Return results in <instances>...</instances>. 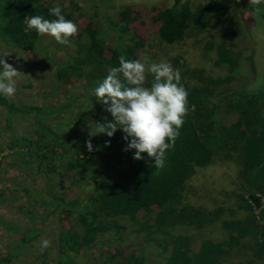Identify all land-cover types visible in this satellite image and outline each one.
Returning a JSON list of instances; mask_svg holds the SVG:
<instances>
[{
	"label": "rangeland",
	"instance_id": "rangeland-1",
	"mask_svg": "<svg viewBox=\"0 0 264 264\" xmlns=\"http://www.w3.org/2000/svg\"><path fill=\"white\" fill-rule=\"evenodd\" d=\"M178 1L182 7L174 15L172 26L161 28L162 11ZM209 1L102 0L99 9L113 23H118L121 14L125 16L129 29L126 35H134L133 39H123L124 47L129 49V60L147 55L150 62H168L183 73V83L196 86L201 81L192 71L201 69L203 75L211 77L231 74L233 78L218 86L214 93L257 89L264 76V19L252 10L250 0H214L226 6L228 12L232 11L233 21L218 20L213 15L202 17L204 19L193 16L197 5L210 4ZM96 2L98 0H53L55 6L67 11H70L69 4L72 5L71 20L77 24L78 34L69 38V45H61L49 35H39L35 42L37 48L26 50L0 39V59L9 54L5 60L22 72L16 78L14 98L9 100L0 95V259L3 264H56L59 230L63 227L81 233L83 226L78 213L93 208L90 205L92 185L87 180H77L89 174L101 160V156L96 155L84 161L88 156L87 141L80 137L85 126L92 123L98 103L93 92L95 87L90 88L86 85L88 81L80 76L91 65H79L80 74L75 77L71 74L58 78L57 71L78 63L77 56L87 57L89 61L88 55L90 59L103 60L99 65L104 76L108 75L109 68L119 66V60L117 65L107 61L108 50L94 39L104 36V40L101 39L104 46L115 41L114 33L103 21L104 25L97 19L96 27L90 24ZM192 16L195 21L189 22ZM232 30L236 32H229ZM221 39L227 42L238 60V67L233 71L226 64L217 63L213 48L205 47L206 41L218 43ZM89 46L92 49L85 52ZM190 70L194 80L188 77ZM34 108L40 111L39 115L31 111ZM232 120L233 117L226 119L227 122ZM36 121L57 138L51 145L54 150L50 151L48 146L42 153L46 154L45 158H40L39 152L28 144L35 134ZM116 176L113 171H101L99 178ZM47 183L53 195L71 205L60 209L45 193ZM249 194L250 190L239 176L236 160L215 159L195 168L185 181L177 203L210 212L206 225L199 228L179 224L172 230L159 226L148 231L126 216L105 218L110 224H119V239L71 255L75 264H138V260L127 262V258L133 255L138 259L144 253L146 264H164V258L176 248L183 247L188 254L195 255L200 240L210 238L214 243L229 244L217 264H262L250 237L234 241L231 236L230 226L245 215L241 203ZM34 227L37 233L21 244V235ZM113 229L111 226V231ZM43 239L51 240V246L41 251Z\"/></svg>",
	"mask_w": 264,
	"mask_h": 264
},
{
	"label": "trees",
	"instance_id": "trees-1",
	"mask_svg": "<svg viewBox=\"0 0 264 264\" xmlns=\"http://www.w3.org/2000/svg\"><path fill=\"white\" fill-rule=\"evenodd\" d=\"M209 3L197 5L195 11H192L193 16L204 19L202 17L213 15L218 20H235V15L232 11L228 12L226 6L214 0H210ZM102 4V0L94 4L93 17L89 20L92 27L97 26V19L101 20V24L104 22L106 28L114 33L115 41L111 45L102 44L104 41L101 42V39L104 36H95L94 39L97 40L99 46L103 45L102 48L108 50L110 58L107 61L117 65V60L121 55H125L128 59L129 49L124 47L123 39L126 37L133 39L134 35L131 33L126 35L129 29L126 28L124 15H120L118 23H113L102 15L99 9ZM69 6L71 11L72 5L69 4ZM250 6L264 19L263 3L250 4ZM53 7H56L53 0H0V39L26 50L37 48L35 42L39 35L34 29L25 30L27 27L25 19L33 15H40L48 20L57 19L50 14V9ZM181 7L182 3L178 1L162 11L161 28L168 29L172 26L173 17L180 12ZM70 11L61 8L62 15L67 20L73 17ZM193 16L190 17L189 22L195 21ZM244 26L247 27L245 21ZM229 32L235 33L236 31ZM205 47L213 48L216 51L217 63L226 64L230 71L238 67V60L227 46L226 41L221 39L217 43L208 40L205 42ZM90 48L92 49L89 46L85 52H90ZM97 54L101 57L99 51ZM88 58L89 61L87 57L78 58L77 56L78 63L68 67L64 66L63 71H57V77L61 78L71 74L74 77L78 76L79 69H81L79 65L89 63L90 69L81 73L80 76L88 81L86 85L90 88L97 87L99 82L107 76L106 74L104 76L102 67L99 65L103 63V60L98 57V60L96 57L90 59V55ZM191 71H188V77L194 80L192 74L199 75L201 84L196 86L183 83L184 75L180 72L181 84L189 93L190 110L185 117V123L180 129L175 145L167 150L163 167L160 168L154 167L155 160L147 153H142L143 159L136 160L134 159L135 149L125 151L128 141L124 139L125 133L122 129H118L112 137L107 134L89 136L91 128L95 134L97 124L106 125L113 121L111 113L105 110L106 106L98 101L94 117H91L93 119L90 124L91 128L86 125L85 129L80 132V137L86 141L91 139L93 145V151H86L88 156L84 161L88 162L96 155H100L101 160L89 174L77 179L87 180L92 185L90 205L93 208L78 213L83 226L81 233L63 227L59 230V254L56 264H75L71 253L107 245L119 239V224L116 222L110 224L105 221V218L126 216L134 224L148 231L150 228L158 229L159 226L172 230L179 224L199 228L206 225L210 220V212L193 205L178 206L184 183L196 167L210 164L215 159L233 158L239 165V176L247 185L250 194L248 199L241 203L245 215L230 226L231 234L233 232L231 236L234 241L250 237L254 241L257 258L264 264V76L257 89H237L214 93L218 86L226 84L233 76L227 74L224 77H211L203 75L201 69L192 71V74ZM153 80L154 76L147 74L143 86H152ZM192 105H195L194 111L191 110ZM31 111L36 115L40 113L35 108ZM228 117H233V120L227 122ZM34 133L28 144L39 152L40 158H45L46 154L42 153H45L44 150L48 146L50 151L54 150L51 145L53 146L57 141L56 135L37 121ZM101 171H113L117 173V176L103 180L99 178ZM50 189L51 186L47 183L45 193L54 199L60 209L71 205L62 201L59 196L53 195ZM111 226L114 228L113 231H111ZM37 231L38 229L34 227L22 234L21 244ZM228 245L214 243L210 238H203L200 240L195 255L188 254L183 247L176 248L172 254L164 258V264H217L224 256ZM137 260L138 264H146V255L141 253L138 259L133 255L127 258V262H137ZM3 263L1 258L0 264Z\"/></svg>",
	"mask_w": 264,
	"mask_h": 264
},
{
	"label": "clouds",
	"instance_id": "clouds-1",
	"mask_svg": "<svg viewBox=\"0 0 264 264\" xmlns=\"http://www.w3.org/2000/svg\"><path fill=\"white\" fill-rule=\"evenodd\" d=\"M251 5H260L264 0H250ZM50 14L57 17L54 20L33 15L25 19L26 31L35 30L38 35H49L61 45H69L70 37L78 34V26L62 15L59 6L50 9ZM0 59V95L13 99L17 88L16 78L19 72L5 57ZM152 74L154 80L150 88L144 87L147 74ZM96 99L106 106L113 121L106 125L97 124L95 134L114 136L118 129L125 133L128 141L125 151L135 149L134 159H143L142 153L154 158L155 168L163 167L165 154L175 145L180 135V129L189 113V93L181 84V73L165 61L150 62L145 55L138 60H128L125 55L119 57V66L108 69V75L93 90ZM195 110V105L191 106ZM89 152L93 151L91 139L87 142ZM51 246V240L41 241V251Z\"/></svg>",
	"mask_w": 264,
	"mask_h": 264
}]
</instances>
